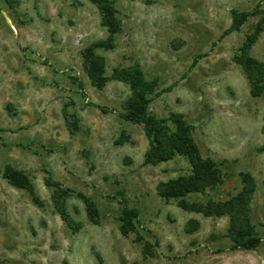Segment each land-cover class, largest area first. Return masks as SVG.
I'll use <instances>...</instances> for the list:
<instances>
[{
  "label": "rangeland",
  "instance_id": "374dc122",
  "mask_svg": "<svg viewBox=\"0 0 264 264\" xmlns=\"http://www.w3.org/2000/svg\"><path fill=\"white\" fill-rule=\"evenodd\" d=\"M122 30L116 48L98 51L109 78L90 82L82 52L106 39L88 0H0V264H264V242L234 250L230 216L183 210L158 195L159 184L191 172L184 156L145 164V127L124 119L132 98L116 68L139 66L155 91L159 119L184 116L204 159L215 160L221 183L191 194L189 203L225 202L251 175V223L264 240V93L253 97L237 64L247 37L264 16V0H115ZM257 11L224 38L233 12ZM264 63V31L250 51ZM6 165L25 172L35 195L3 178ZM91 197L100 211L89 220L84 203L66 200L74 232L55 210L54 187ZM125 207L138 213L124 236Z\"/></svg>",
  "mask_w": 264,
  "mask_h": 264
},
{
  "label": "trees",
  "instance_id": "16d2710c",
  "mask_svg": "<svg viewBox=\"0 0 264 264\" xmlns=\"http://www.w3.org/2000/svg\"><path fill=\"white\" fill-rule=\"evenodd\" d=\"M97 6L101 15V24L107 30L108 37L99 40L82 52L86 74L94 87L103 89L109 78L106 76V61L98 51H111L116 48V39L122 30V21L115 7V0H88ZM257 11L233 12V21L223 34L222 38L241 30L248 20ZM264 31V16L257 24L254 33L247 37L240 55L236 57L237 64L246 73L253 97H260L264 93V63L250 55V51ZM112 79L128 83L132 89V98L126 104L125 120L141 123L145 127L146 136L150 142V149L145 155V164L156 166L160 163L172 161L176 156L187 158L191 172L166 183L159 184L158 195L165 200H177L180 208L186 211L203 213L205 216H230V227L227 237L232 242L234 250L251 251L257 249L264 240L258 235L255 226L251 223L248 203L255 191V181L251 175L244 176L242 191L232 199L225 202H209L207 204H189L185 198L191 194L213 189L221 183V171L218 163L210 158L204 159L197 146L190 125L184 116L170 113L168 118L159 119L149 113V105L163 93L172 88L155 91V84L146 81L139 66L130 68H116ZM1 131V130H0ZM258 153L264 155V144L257 148ZM3 178L15 188L28 191L35 204H41L35 195L34 186L30 177L12 165H6ZM52 174L46 183L54 187L53 201L55 210L64 223L74 232L81 229L70 216L66 208V200L73 194L80 199L86 208L88 218L96 223L100 218V211L95 201L83 193H75L63 189L58 182H52ZM138 213L125 207L120 216L121 233L129 235L134 230Z\"/></svg>",
  "mask_w": 264,
  "mask_h": 264
}]
</instances>
